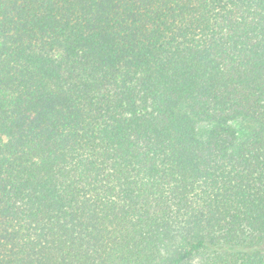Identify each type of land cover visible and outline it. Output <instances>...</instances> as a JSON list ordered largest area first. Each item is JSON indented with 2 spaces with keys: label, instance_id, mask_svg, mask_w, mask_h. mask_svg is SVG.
Here are the masks:
<instances>
[{
  "label": "trees",
  "instance_id": "trees-1",
  "mask_svg": "<svg viewBox=\"0 0 264 264\" xmlns=\"http://www.w3.org/2000/svg\"><path fill=\"white\" fill-rule=\"evenodd\" d=\"M0 264H264V0H0Z\"/></svg>",
  "mask_w": 264,
  "mask_h": 264
}]
</instances>
